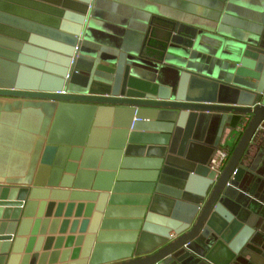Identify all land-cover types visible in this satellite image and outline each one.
I'll return each mask as SVG.
<instances>
[{"label":"water","instance_id":"95a60500","mask_svg":"<svg viewBox=\"0 0 264 264\" xmlns=\"http://www.w3.org/2000/svg\"><path fill=\"white\" fill-rule=\"evenodd\" d=\"M93 4L0 0V98L37 110L41 138L30 174L0 178V264H27L22 231L45 196L62 229L82 218L67 264H264V173L242 159L264 122V47L155 15L138 49L86 55ZM233 115L249 120L214 179Z\"/></svg>","mask_w":264,"mask_h":264},{"label":"crops","instance_id":"0c3cea01","mask_svg":"<svg viewBox=\"0 0 264 264\" xmlns=\"http://www.w3.org/2000/svg\"><path fill=\"white\" fill-rule=\"evenodd\" d=\"M177 3L182 7H178ZM192 6L204 10V15L190 11ZM155 15L197 27L208 35H216L211 33L224 24V28L230 29L229 34L225 35L231 36L234 41L253 39L264 47V0H94L92 18L87 22L78 51L81 49L88 51L86 55L93 53L114 55L119 51H126L129 47L138 49L142 32L149 19ZM0 99L5 100V98ZM3 102L0 101V104ZM31 114L32 111L22 108L14 111L11 106H0V176L13 174L17 171L16 168L22 167L29 160V150L39 126V120L36 121ZM217 118L214 120L216 121ZM248 120V115H233L232 122L225 124L220 132L218 144H223L221 149L227 152L233 150ZM152 122L155 121L150 123ZM257 131L260 135L259 140L250 144L248 156L242 159L243 163L247 164L250 158L255 156L252 166H257V170L264 173V122ZM217 147L220 148V146ZM43 199L46 200L43 201L45 205L40 208V201H36L38 203L26 219L28 223L22 231L24 237H22L23 243L19 249L21 254L19 256H23L29 245L28 240L31 239L27 264H38L40 255L43 253H46V256L41 264H49V256L55 249V240L60 238V244L54 251L57 255L52 264H67L71 260L70 255L61 259L60 253L75 248L72 241L69 248L64 249L65 242L70 233L72 239L78 236L82 218L76 219L77 224L72 227L74 216L71 212L68 218L70 222L62 229L60 222L65 214V208L61 209L58 218H54L55 206L53 205L47 213L46 205L49 197L45 196ZM53 199L55 200L53 204H57L61 199H65L63 204H67L69 197ZM112 218L110 220L118 222L132 219L123 215L112 216ZM55 220L57 223L52 225V221ZM88 220L90 219H87L85 233L91 222ZM71 229H73L72 232H70ZM97 229H99L98 225ZM49 238L51 241L46 247ZM33 255L35 258L31 261Z\"/></svg>","mask_w":264,"mask_h":264},{"label":"rangeland","instance_id":"374dc122","mask_svg":"<svg viewBox=\"0 0 264 264\" xmlns=\"http://www.w3.org/2000/svg\"><path fill=\"white\" fill-rule=\"evenodd\" d=\"M178 7H182L180 4H176ZM190 11H192V12H194V13H196V14H198V15H204V10H202L201 8H198V7H194V6H192L191 8H190ZM203 34H207V33H203ZM81 51H83V49H81ZM72 78H73V76L71 77V79H70V82L72 83ZM72 86V85H71ZM73 87V86H72ZM69 89H71V87H69ZM17 100H19V99H17V98H9V97H7V98H5V100H1L0 99V101L1 102H3V101H6V102H3L2 104H0V106L1 107H9V106H11V107H13V110L14 111H19V109L20 108H22V107H16L15 105H13V103H15V102H17ZM22 109H24V110H29V111H32V114H31V116H32V118H35L36 119V121H38L39 120V117H40V115H39V113H38V111L37 110H35V109H33V108H28V107H23ZM37 114V115H36ZM38 130L36 131V134L38 135V137H39V132H40V126H38V128H37ZM39 139H41L40 137H39ZM40 142V141H39ZM38 150H39V144H37L36 145V149H32V147H31V152H30V150H29V157H30V154L32 155V156H34L32 159L30 158V160H27V162L22 166V167H20V168H16L17 169V171H14V173L13 174H10V175H3L2 174V176H0V178H3V179H6V178H11V177H15V176H17L18 174H30V172H32V170H33V167H34V164H35V159H36V154L38 153ZM10 176V177H9ZM29 176H27V178H28Z\"/></svg>","mask_w":264,"mask_h":264},{"label":"built area","instance_id":"2783aa9c","mask_svg":"<svg viewBox=\"0 0 264 264\" xmlns=\"http://www.w3.org/2000/svg\"><path fill=\"white\" fill-rule=\"evenodd\" d=\"M227 158H228L227 151H225L224 149L217 148L213 152V155L209 160L208 167L211 171L215 173L214 179L217 178L219 173L224 168Z\"/></svg>","mask_w":264,"mask_h":264},{"label":"trees","instance_id":"16d2710c","mask_svg":"<svg viewBox=\"0 0 264 264\" xmlns=\"http://www.w3.org/2000/svg\"><path fill=\"white\" fill-rule=\"evenodd\" d=\"M238 139H239V137H238ZM232 151H233V150H231L230 152H227V155H228V158H227V160L229 159V157H230V155H231Z\"/></svg>","mask_w":264,"mask_h":264}]
</instances>
